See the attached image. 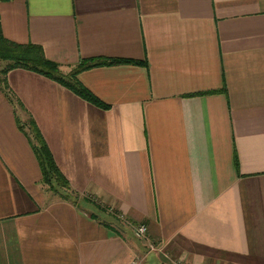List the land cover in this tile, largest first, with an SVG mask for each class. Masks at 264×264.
Returning <instances> with one entry per match:
<instances>
[{
  "label": "crops",
  "instance_id": "0c3cea01",
  "mask_svg": "<svg viewBox=\"0 0 264 264\" xmlns=\"http://www.w3.org/2000/svg\"><path fill=\"white\" fill-rule=\"evenodd\" d=\"M0 15L63 72L144 63L79 75L106 110L8 73L24 110L0 93V264H264V0H10ZM17 118L76 203L44 185Z\"/></svg>",
  "mask_w": 264,
  "mask_h": 264
},
{
  "label": "trees",
  "instance_id": "16d2710c",
  "mask_svg": "<svg viewBox=\"0 0 264 264\" xmlns=\"http://www.w3.org/2000/svg\"><path fill=\"white\" fill-rule=\"evenodd\" d=\"M10 0H0V4ZM118 64L144 65L143 62L121 59L91 58L83 59L69 72H63L62 66L50 61L41 46L35 44H19L8 40L4 34L0 15V93H5L9 102L13 105L15 112L24 110L23 105L13 95L10 94L7 82L9 72L16 69H23L42 75L60 85L66 87L84 101L101 110H106L107 106L99 101L80 83L78 77L86 70ZM19 129L24 132L39 162L42 181L50 192L54 195L69 201L78 200V195L72 190L70 183L58 167L54 156L48 147L43 135L32 118L27 125L23 126L17 118ZM27 129V130H26ZM237 166V160L235 159Z\"/></svg>",
  "mask_w": 264,
  "mask_h": 264
},
{
  "label": "built area",
  "instance_id": "2783aa9c",
  "mask_svg": "<svg viewBox=\"0 0 264 264\" xmlns=\"http://www.w3.org/2000/svg\"><path fill=\"white\" fill-rule=\"evenodd\" d=\"M132 233L138 241H141L145 244L148 249V252H154L156 250L155 245L148 238L147 227L144 224H136L132 228Z\"/></svg>",
  "mask_w": 264,
  "mask_h": 264
},
{
  "label": "rangeland",
  "instance_id": "374dc122",
  "mask_svg": "<svg viewBox=\"0 0 264 264\" xmlns=\"http://www.w3.org/2000/svg\"><path fill=\"white\" fill-rule=\"evenodd\" d=\"M133 237H134V235H133ZM133 239L137 242V244L140 246V248H143L144 250L147 249V247L145 246V244L143 242L138 241L137 239H135V237ZM147 251H148V249H147Z\"/></svg>",
  "mask_w": 264,
  "mask_h": 264
}]
</instances>
